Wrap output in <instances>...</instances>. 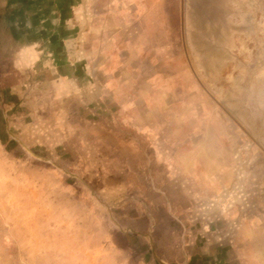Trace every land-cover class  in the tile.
<instances>
[{
  "label": "rangeland",
  "instance_id": "374dc122",
  "mask_svg": "<svg viewBox=\"0 0 264 264\" xmlns=\"http://www.w3.org/2000/svg\"><path fill=\"white\" fill-rule=\"evenodd\" d=\"M0 5V264H157L128 207L264 257V0Z\"/></svg>",
  "mask_w": 264,
  "mask_h": 264
},
{
  "label": "crops",
  "instance_id": "0c3cea01",
  "mask_svg": "<svg viewBox=\"0 0 264 264\" xmlns=\"http://www.w3.org/2000/svg\"><path fill=\"white\" fill-rule=\"evenodd\" d=\"M123 214L125 229L134 234L135 240H145L139 241L146 245L147 250L153 251L152 258H157V264H264V257L260 252L254 250L250 256H234L237 253L228 251L227 246L221 249L222 239L210 234L201 235V238L184 237L181 234L175 236L171 229H166L165 232L162 230L161 235L162 232L156 230V222L145 212L137 209L133 211L132 207H128L123 210Z\"/></svg>",
  "mask_w": 264,
  "mask_h": 264
},
{
  "label": "trees",
  "instance_id": "16d2710c",
  "mask_svg": "<svg viewBox=\"0 0 264 264\" xmlns=\"http://www.w3.org/2000/svg\"><path fill=\"white\" fill-rule=\"evenodd\" d=\"M12 10L0 5V37H2V30H12ZM10 32V31H9Z\"/></svg>",
  "mask_w": 264,
  "mask_h": 264
}]
</instances>
